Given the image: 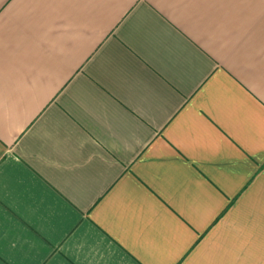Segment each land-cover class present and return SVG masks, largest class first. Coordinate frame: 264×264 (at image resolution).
Instances as JSON below:
<instances>
[{
    "label": "crops",
    "instance_id": "obj_1",
    "mask_svg": "<svg viewBox=\"0 0 264 264\" xmlns=\"http://www.w3.org/2000/svg\"><path fill=\"white\" fill-rule=\"evenodd\" d=\"M0 264H264V0H0Z\"/></svg>",
    "mask_w": 264,
    "mask_h": 264
}]
</instances>
